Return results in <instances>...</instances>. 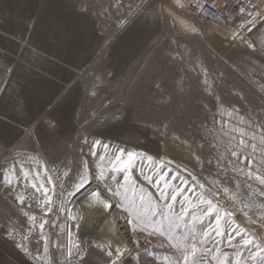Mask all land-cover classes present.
Masks as SVG:
<instances>
[{
  "label": "rangeland",
  "instance_id": "obj_1",
  "mask_svg": "<svg viewBox=\"0 0 264 264\" xmlns=\"http://www.w3.org/2000/svg\"><path fill=\"white\" fill-rule=\"evenodd\" d=\"M204 1L206 0H201V2ZM155 2L158 3V10L155 11L157 15L156 32L136 54L139 58L136 65L132 64L129 67V76L125 77L126 71L129 69L127 68L123 74L115 78L120 69L113 66L108 60L112 45L118 40L121 30L135 21L139 14H143L145 8L148 9L151 6L149 4ZM75 5L82 8L80 13L92 12L93 18H96L99 41L94 56L81 66L76 79L75 85L78 87V91H74L77 97L70 118L72 129L69 139L59 140L63 150L58 158H48L44 152V146L38 148L34 142L31 143L28 139L26 150L16 151L15 147L18 143L13 149L3 151L0 158V227L5 228L12 235V239L21 245L24 252L26 247L28 251L25 253L38 264H65L67 248H58L53 245H67L68 242L67 224L74 221L69 219V215L74 216L72 210H69V203L73 198L70 193L74 191V184L78 181L79 176L84 173L85 162L88 164L90 173L89 184L98 181L95 179V175L99 171L97 165L101 163L100 155L106 152L105 145L111 150L113 149L114 153L124 149L153 157L152 162L139 156L135 160L131 176L136 181L137 188L144 187L146 191L155 192V189L140 177L142 168L148 174H152L149 164L153 162L165 171L187 177L190 183L191 178L188 177V172L197 176L201 182H206V178L224 179L226 176L234 182L231 185L234 188L235 183H242L245 178L243 174L238 175L231 170V167L237 166L235 164L229 166L226 173L217 166V158L221 157V153H223L222 158L225 164L228 160L234 159L227 152L230 137L224 135L220 122L228 121V129L243 127L247 131H252L253 129L248 128L247 123L240 124L239 117L243 116L245 121L251 120L253 127L264 121L263 82L250 77L245 71L234 68L227 61L228 55L233 52L240 56L241 53L243 56H247L244 49L231 46L233 41L238 42L239 39L234 40L232 34L224 29L230 21L225 24H216L218 28L222 27L225 30L223 36L217 37V34H222V32L215 33L212 26L203 27L190 15L187 7H176L172 0H76ZM163 22L168 25L159 33ZM182 22L194 24L199 29V34L185 31ZM155 43L159 46L153 47L152 45ZM220 48H224L225 51ZM240 50L243 52L240 53ZM101 54H104L103 57L106 59L104 71L108 80L95 77L94 74L85 75L94 58ZM134 68L137 69L133 73ZM80 75H85L83 80L86 85H94L95 89L92 91V88L89 87L88 92L92 91L91 98L87 109L81 112V116L78 115L83 95ZM121 78L126 81L124 92L131 98V103L134 106L129 109L123 107L118 110V116H115L116 113L112 114L113 118L108 121L102 120L101 124H98L95 120L97 115L110 111L116 112L111 105L113 101L111 86ZM200 84L203 86H201L202 88L199 87ZM67 93L68 91L64 95L66 96ZM86 100L87 98H84L83 103ZM179 100H182L181 103ZM185 101L186 103H184ZM185 107L188 111L185 117L188 120L183 122L185 120L182 115L185 113ZM172 108H176L177 111L170 112L173 115L169 118L168 112ZM178 109L181 110L182 115ZM51 110L45 112L38 122L43 124L50 133L54 132L56 123L54 117L51 116L54 109ZM229 111L233 112L232 116L227 115ZM167 118H174L181 124L185 123L190 139L193 138L191 153L195 152L196 155H199L201 163H197L194 159V164L191 166L170 159L168 154L157 148L156 143L153 144L151 140L152 134L156 133V126H160L161 135L168 132L166 126L169 119ZM233 135H237V139H239L238 134L233 133ZM157 136H155L156 139ZM97 141L99 143H96ZM92 152L97 155H92ZM110 156L106 155L104 165L107 164V157ZM208 160H211L212 163L208 164ZM21 167L29 173L28 180L24 179L20 171ZM182 169H187V171H181ZM5 173H8V177L12 181L11 185L5 183ZM36 173L40 174V181L35 179ZM65 173L68 175L65 176ZM116 175L117 180L123 185V173ZM48 177L52 178L53 184L47 183ZM29 180L37 184L43 181L49 188L54 211L48 213L47 216L44 215L37 203L38 198L43 199L42 192L30 187ZM98 182L100 183V181ZM89 184H86L84 188ZM53 185L55 186L54 193L51 191ZM101 186L103 190L105 186H111L115 190L117 182L111 180V175L106 173L105 182ZM256 186L258 185H254V187ZM60 194L61 199L59 200ZM17 195L24 196L23 204L17 202ZM105 195L108 196L106 192ZM118 199L117 197L110 198L113 204L110 213L115 225H118L128 242L127 249L130 250V254L126 253L119 259L113 255L112 259L117 260V264L125 261L136 264L132 260V256L138 250L137 246L132 244V239L136 236L140 237L139 250L147 248L152 253V257L141 253L139 264H144L146 260H149L150 264H158V260L165 254L172 255L173 253L169 249L157 247L155 238H145L143 234L133 233V225L128 222L130 219L128 213L116 206ZM256 199L258 202L262 201V198L256 197ZM225 206L233 207L230 201ZM235 207L240 206L236 205ZM24 213L35 216V222L30 221ZM250 215L255 219L258 215L257 210L253 209ZM45 219L48 220L43 230L44 235L49 238L47 252H45L44 241L40 238L41 230L39 228V224ZM235 219L255 234L258 241L264 240V225L252 224L241 213H237ZM53 222L56 227L52 226ZM61 225L64 227H60ZM24 236H27L28 239L24 240ZM71 238L75 244V236L72 235ZM88 241L87 252L84 256H81L80 244H78L79 249H73L71 264H81V262L83 264H107L108 257L105 253L111 251L107 243L98 239H89ZM97 245H103L104 250L102 251ZM210 246L215 247V245ZM219 246L222 250L232 251L226 247L225 243H221ZM156 253H159L158 258L155 256Z\"/></svg>",
  "mask_w": 264,
  "mask_h": 264
},
{
  "label": "snow or ice",
  "instance_id": "obj_2",
  "mask_svg": "<svg viewBox=\"0 0 264 264\" xmlns=\"http://www.w3.org/2000/svg\"><path fill=\"white\" fill-rule=\"evenodd\" d=\"M173 3L179 8L194 7L201 12H205L208 7L201 0H173ZM210 7L215 8L217 4L213 2ZM252 7L255 8L256 6L253 5ZM239 12L241 14L247 12L248 18L239 27L249 33L253 31L258 20L264 22V9L259 12L248 11L245 6L240 7ZM214 18L218 19L215 16ZM182 26L185 31L199 34V29L194 24L182 22ZM232 38L241 40L250 49L255 46L254 42H249L246 37L236 32L232 33ZM7 71L11 73L13 69L9 67ZM3 91L4 89L0 88V92ZM62 99L63 95L54 97L49 104L50 110L54 109ZM227 115L232 116L233 112L229 111ZM239 122L240 124L247 123L248 128L253 130L247 131L243 127L228 129V121L220 122L224 135L230 137L227 152L234 159L228 160L225 164L222 158L223 153H221L220 158H217V166L223 169L225 173L229 170V166L235 164L237 166L231 167V170L238 175L243 174L244 181L235 183L234 188L231 186L234 182L226 176L224 179L219 177L216 179L206 178V182H201L197 176L188 172V177L191 178L190 183L187 177L165 171L154 162L149 164L152 174H148L142 168L140 177L154 188L155 192L146 191L144 187L137 188L136 181L131 176L135 160L139 156L152 162L153 157L120 149L107 157L106 165L103 164L106 156L100 155L101 163L97 165L99 171L95 175V179L103 185L105 174L109 173L111 180L117 182L115 190L111 186H105L104 192L109 197L105 199L104 192L100 190L98 185L96 188H90L85 193L84 198L86 200L91 199L92 203L99 202L105 210L112 207L111 197L119 198L116 206L128 213L130 217L128 222L133 225V233L143 234L145 238H155L157 247L167 248L173 253L172 255L165 254L158 260V264H264V240L258 241L255 234L235 219L237 213H241L252 224L264 225V121L253 127L251 120L245 121L244 117L241 116ZM225 129L227 130L225 131ZM233 133L238 134L239 139ZM177 139L179 138L177 137ZM104 147L105 149L108 148L107 145ZM192 154L197 163H201V157L195 152ZM92 155H97V153L92 152ZM207 163L211 164L212 161L208 160ZM20 171L24 179L28 180L29 173L24 171L23 167ZM181 171H187V169ZM118 173H123V185L117 180L116 174ZM64 175L67 176L68 173ZM89 175L88 164L85 162L84 173L79 176L78 181L74 184V191L70 195L76 196L86 184L90 183ZM35 179L40 181L39 173H36ZM5 183L9 185L12 183L8 173H5ZM47 183L53 184L51 177H48ZM29 185L38 192H42L43 199L38 198L37 203L44 215L47 216L48 213L53 212L52 195H49L50 190L45 186V183L41 181L37 184L29 180ZM254 185L258 186L254 187ZM122 188L123 191H121ZM51 191L55 192L54 185ZM256 197L262 198V201L258 202ZM16 200L23 204L24 196L17 195ZM229 201L233 205L231 208L225 206ZM177 204L179 205L178 208ZM236 205L240 207L237 208ZM253 209L258 212L255 219L250 215ZM24 214L28 216L30 221L35 222V216L28 213ZM69 219L75 220L76 217L69 215ZM47 223L48 220L45 219L39 224L40 238L44 241L45 252L48 250L49 238L44 235L43 230ZM52 226L56 227L54 222ZM60 227L63 228L64 226L61 225ZM71 237L72 233L69 231L67 245H53L58 248H67L65 264H71L73 249H79V245L74 244ZM23 239L27 240L28 237L24 236ZM221 243H225L226 247L232 251L222 250L219 246ZM132 244L136 245L138 249L132 256V260L136 264L140 262L141 253L152 257V253L147 248L139 250V236L132 239ZM210 245H215V247ZM97 247L101 248L102 251L104 250L103 245H97ZM24 250L25 252L28 251L26 247ZM126 253L130 254V250L121 251L119 247L115 249V252L106 251L107 264H117V260L112 259L113 255L119 259ZM155 256L158 258L159 253H156ZM144 264H150V261L146 260Z\"/></svg>",
  "mask_w": 264,
  "mask_h": 264
},
{
  "label": "crops",
  "instance_id": "obj_3",
  "mask_svg": "<svg viewBox=\"0 0 264 264\" xmlns=\"http://www.w3.org/2000/svg\"><path fill=\"white\" fill-rule=\"evenodd\" d=\"M251 1L256 6L253 11L264 9V0ZM75 3L76 0H0V88L4 89L0 92V158L3 151L13 149L18 143L16 151L26 150L27 139L38 148L44 146L48 158H58L63 150L59 140L69 139L72 129L70 118L77 97L74 91H78L76 79L81 66L94 56L99 41L96 18L92 12L80 13L82 8ZM157 4H149L151 6L145 8L143 14L121 30L118 40L112 45L108 60L120 69L115 78L132 64L136 65L139 58L136 54L156 32ZM246 18L247 15L234 16L224 29L246 37L255 46L250 49L241 40L233 41L231 46L244 49L247 56H243L240 50L241 56L233 52L227 61L264 84V22L258 20L249 33L239 27ZM167 25L163 22L159 33ZM212 27L215 33L222 32L217 37L225 34L222 27L219 29L216 24ZM152 46L159 45L155 43ZM103 56L94 58L85 75L94 74L108 80ZM9 67L13 69L11 73L7 71ZM85 75L79 76L83 89L79 116L87 109L90 95L95 91L94 85L88 86L84 82ZM89 87L92 88L91 93L88 92ZM66 89L68 93L65 96ZM61 95L63 99L51 114L56 123L54 132L50 133L38 122L50 110L53 98ZM84 98L87 100L83 103ZM17 245L12 235L0 227V264H38ZM119 264L135 263L125 261Z\"/></svg>",
  "mask_w": 264,
  "mask_h": 264
},
{
  "label": "bare ground",
  "instance_id": "obj_4",
  "mask_svg": "<svg viewBox=\"0 0 264 264\" xmlns=\"http://www.w3.org/2000/svg\"><path fill=\"white\" fill-rule=\"evenodd\" d=\"M203 26V25H202ZM203 27H209V26H203ZM130 68L126 71L125 77L129 76ZM124 77V78H125ZM123 78L115 81V83L111 86L112 90V97L113 101L111 102V105H113V109L115 111L107 112L106 114H99L95 118L97 120L98 124H101V121H108L110 118H113L115 116H118V110L122 109L123 107L132 108L134 105L131 103V98L127 96V94L124 92V87L126 86V81L122 80ZM196 81V80H195ZM202 85L200 84L199 87ZM203 87V86H202ZM201 87V88H202ZM185 100V99H183ZM182 100H179V103H181ZM186 103V101L184 102ZM136 109V107H134ZM146 111V110H144ZM177 111L175 109H171V111L168 112L169 118L172 117L170 112ZM178 111L181 110L178 109ZM185 113H181L183 117V122H186L188 119L185 117L188 113L187 107L184 108ZM167 118V119H169ZM190 121V120H189ZM187 125V123H186ZM168 132H165V135H161V128L160 126H156V133L152 134V142L153 144L157 145V148L159 150L163 151V153L168 154L170 156V159H175L180 162L190 164H194L195 157L191 153V140L188 130L184 124L178 123L174 120V118H171L168 120L167 124ZM141 135H144L141 133ZM157 136V139L155 138ZM177 137L179 139H177ZM155 139V141H153ZM186 141V143H185ZM105 153H102V155L110 156L114 153V150L107 148L105 150ZM162 153V152H161ZM100 186V190L104 192L101 184L98 181H93L91 184H89L87 187H85L83 190H81L80 193H78L76 196H74L70 203H69V210H72L74 216L76 219L72 222H69L67 224L68 232L70 231L72 235L75 236V244L81 245V256H84L86 254V246L88 244V240L92 239H98L101 242L107 243V245H111V247H108L111 251L115 252V249L119 247L121 251L124 249H127L128 242L125 238V236L120 231L118 225H115L114 219L111 216V208L108 210H105L103 206L102 207H94V204H84L82 203V198H84L85 193L89 191L90 188H95L96 186ZM104 198L108 199L109 197L105 195L104 192ZM61 199V194L59 196V200ZM110 203L112 204V201L110 200ZM60 204V203H59ZM113 205V204H112ZM111 216V217H110ZM79 225V227H77ZM118 229V230H117ZM94 244V243H93ZM91 245V244H90Z\"/></svg>",
  "mask_w": 264,
  "mask_h": 264
},
{
  "label": "built area",
  "instance_id": "obj_5",
  "mask_svg": "<svg viewBox=\"0 0 264 264\" xmlns=\"http://www.w3.org/2000/svg\"><path fill=\"white\" fill-rule=\"evenodd\" d=\"M213 2L217 4V7H210ZM202 3L208 5L205 12H201L194 7H187V10L203 26L225 24L234 16L247 14V12L241 14L239 12L240 7L246 6L248 11L255 9L252 7L254 3L251 0H210ZM214 16L218 19H215Z\"/></svg>",
  "mask_w": 264,
  "mask_h": 264
},
{
  "label": "water",
  "instance_id": "obj_6",
  "mask_svg": "<svg viewBox=\"0 0 264 264\" xmlns=\"http://www.w3.org/2000/svg\"><path fill=\"white\" fill-rule=\"evenodd\" d=\"M96 187H97V186H96ZM96 187H95V188H96ZM82 203H84V204H85V203H86V204L91 203V205L94 204V207H98V208H99V207H102L101 205H99V202L92 203V202H91V199H87V200H86L85 198H82ZM110 217H111V216H110Z\"/></svg>",
  "mask_w": 264,
  "mask_h": 264
}]
</instances>
